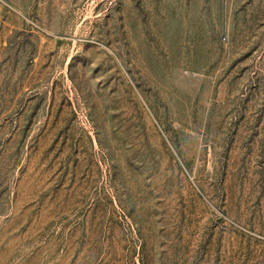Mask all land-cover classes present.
I'll use <instances>...</instances> for the list:
<instances>
[{
  "label": "rangeland",
  "instance_id": "rangeland-1",
  "mask_svg": "<svg viewBox=\"0 0 264 264\" xmlns=\"http://www.w3.org/2000/svg\"><path fill=\"white\" fill-rule=\"evenodd\" d=\"M0 264H264V0H0Z\"/></svg>",
  "mask_w": 264,
  "mask_h": 264
}]
</instances>
